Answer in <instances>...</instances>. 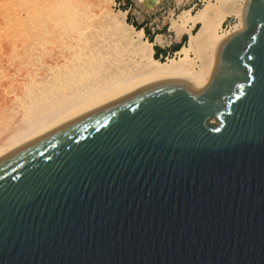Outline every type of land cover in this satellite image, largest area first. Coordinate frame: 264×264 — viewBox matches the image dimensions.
Listing matches in <instances>:
<instances>
[{"label": "water", "instance_id": "1", "mask_svg": "<svg viewBox=\"0 0 264 264\" xmlns=\"http://www.w3.org/2000/svg\"><path fill=\"white\" fill-rule=\"evenodd\" d=\"M0 264H264V0L202 82H144L1 154Z\"/></svg>", "mask_w": 264, "mask_h": 264}, {"label": "bare ground", "instance_id": "2", "mask_svg": "<svg viewBox=\"0 0 264 264\" xmlns=\"http://www.w3.org/2000/svg\"><path fill=\"white\" fill-rule=\"evenodd\" d=\"M244 1L183 9L171 28L186 27L188 43L162 60L163 36L146 38L115 0H0V155L144 82H202L223 41L243 28ZM230 17L239 21L224 31Z\"/></svg>", "mask_w": 264, "mask_h": 264}, {"label": "crops", "instance_id": "3", "mask_svg": "<svg viewBox=\"0 0 264 264\" xmlns=\"http://www.w3.org/2000/svg\"><path fill=\"white\" fill-rule=\"evenodd\" d=\"M115 3L128 11V19H130L131 23L136 27V25L142 26L144 29L145 37L149 39L148 35L153 37L154 40L158 34H161L165 40L164 44L156 43L155 53L157 52L160 55V58H167L168 56L176 53L177 45L174 44L172 40L173 34L171 29V23H161L159 20V16L156 15L157 11L161 8L162 4H165V0H159V3L154 7H148L144 3L139 5L136 0H115ZM180 27H184L182 25L179 26L178 30H175L177 33L180 30ZM186 28V27H184ZM197 27L194 28L196 30ZM147 29V31H146ZM179 34V33H178ZM183 35L185 38L189 37L188 30L183 31Z\"/></svg>", "mask_w": 264, "mask_h": 264}, {"label": "rangeland", "instance_id": "4", "mask_svg": "<svg viewBox=\"0 0 264 264\" xmlns=\"http://www.w3.org/2000/svg\"><path fill=\"white\" fill-rule=\"evenodd\" d=\"M139 5L142 6L144 0H136ZM159 3V0L158 2ZM205 3V0H165V4H162L160 9L157 11V14L159 16V20L161 23H172V20L177 16L178 13H180L183 9L186 8H193V12L201 8ZM146 5V4H145ZM157 5V4H156ZM148 6V5H146ZM155 6V5H154ZM154 6H148V7H154ZM114 8L120 9L121 7L116 5L114 3ZM127 20L128 14H127ZM239 20L235 17H230L224 24V31L230 29L233 25H235ZM131 23V22H130ZM172 29V28H171ZM172 40L174 41V44L177 45V50L180 48V46L183 44H187L189 37L185 38L183 35V31H186V28L180 27V30L178 33L172 29ZM177 53H174L171 56H176ZM165 59V58H164Z\"/></svg>", "mask_w": 264, "mask_h": 264}, {"label": "trees", "instance_id": "5", "mask_svg": "<svg viewBox=\"0 0 264 264\" xmlns=\"http://www.w3.org/2000/svg\"><path fill=\"white\" fill-rule=\"evenodd\" d=\"M129 20H130V19H129ZM130 22H131V21H130ZM136 27H137V28H142V26H140V25H136ZM146 31H147V29H146ZM148 37H149V39H150L151 41L154 40L153 37H151V36H149V35H148ZM182 45H183V44H182ZM182 45H181V46H182ZM181 46H180V47H181ZM155 49H156V46H155ZM155 57H157V58H159V59H162V60L164 59V58H160V55H159L157 52L155 53Z\"/></svg>", "mask_w": 264, "mask_h": 264}, {"label": "built area", "instance_id": "6", "mask_svg": "<svg viewBox=\"0 0 264 264\" xmlns=\"http://www.w3.org/2000/svg\"><path fill=\"white\" fill-rule=\"evenodd\" d=\"M116 4V3H115ZM117 5V4H116ZM119 6V5H118ZM225 24V23H224Z\"/></svg>", "mask_w": 264, "mask_h": 264}]
</instances>
